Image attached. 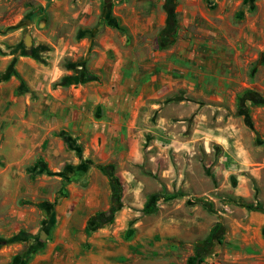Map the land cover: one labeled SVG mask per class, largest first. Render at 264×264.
<instances>
[{"label": "rangeland", "instance_id": "rangeland-1", "mask_svg": "<svg viewBox=\"0 0 264 264\" xmlns=\"http://www.w3.org/2000/svg\"><path fill=\"white\" fill-rule=\"evenodd\" d=\"M85 4L89 7L84 11ZM109 17L122 31L109 26ZM93 32L111 38L119 48L157 50L163 45L164 49L195 48L204 53L197 57L204 65L195 68L196 95L202 94L204 106H210L207 114L212 125L237 123L254 164L238 173L241 180L233 174L236 177H229L230 181L215 177L214 165L208 167L212 187H223L226 182V191L232 193L216 194L212 188L211 193L198 197V202L211 204V210L199 205L205 210L201 223L211 222V230L189 233L183 228L179 239L181 244L202 245L212 238L205 247L203 264H264V0H0V81L9 76L0 82V239L5 241L0 245V264H19L23 259L26 264H95L99 257L102 264H146L156 256L154 246L158 243L168 250L164 254L172 261L169 264H187L185 256L172 252L171 243H178L174 232L154 230L157 224L185 219L182 213H141L122 219L117 214L112 224L88 232L90 218L111 204L106 176L97 163H73L82 152L76 143L74 148L61 143L66 128L59 121H53L59 138L53 139L55 152L50 156L36 152L31 158V123L22 129L18 126L21 119L31 122V100H39L40 92L47 91V85L33 90V58L19 56L28 34L31 48L38 51L40 60H33L41 78L47 71L54 72L52 78L57 77L50 85L53 94L48 93L46 99L53 110L61 112L66 106L70 111L77 89L86 84H76L71 67L80 71L84 64L101 82L103 74L111 78L115 62L124 58L112 50L109 59L115 61L113 65L105 66L102 73L95 70L98 56L85 55L88 47H94L89 38ZM220 53L226 63L214 64ZM158 57L177 59L186 69L193 66L171 54L129 58L153 61ZM15 58L12 68L20 78L7 72ZM216 71L221 80L213 77ZM64 77H74L69 86L60 85ZM219 81L220 89L214 86ZM96 90L108 93L106 87L97 86ZM86 91L91 88L86 87ZM247 94L256 95L258 103L248 100L242 105ZM218 95L227 96L226 102L208 100ZM3 117L12 120L5 122ZM11 124L17 126L16 132L23 130L29 135L28 151L9 152L1 147ZM212 151V162L217 164L223 150L213 144ZM64 160L70 163H62ZM39 161L45 162L46 170L38 166ZM218 196L221 198L214 201ZM168 206L177 209L178 204L171 201ZM220 210L227 215L218 216ZM215 228L218 230L213 231Z\"/></svg>", "mask_w": 264, "mask_h": 264}, {"label": "crops", "instance_id": "crops-1", "mask_svg": "<svg viewBox=\"0 0 264 264\" xmlns=\"http://www.w3.org/2000/svg\"><path fill=\"white\" fill-rule=\"evenodd\" d=\"M83 7L85 11L89 6L85 4ZM133 13H136L134 9ZM124 24L129 26L126 21ZM98 32H93L89 37L90 44L94 47H88L85 55L98 56L93 68L100 70L99 73L104 72L105 66H112L115 62L109 59L112 50L119 56L123 55L124 58L115 62L111 78L108 80L103 74L101 82L82 84L77 89L75 103L69 105L70 111H67L66 106L64 111L57 112L52 109L48 98L46 99L48 93L53 94L50 85L57 77L52 78L54 72L47 71L48 74L41 78V73L35 68V61L31 59L33 90H40L47 85V91L40 92L39 100H31V122L21 119L18 126L22 129L31 123V158L36 152L45 156L55 152L53 139H58L59 136L57 128L53 127V121H59L60 125L65 126L66 135L82 152L73 163L114 165L123 185V208L117 213L121 217L119 219L141 213L148 214L145 212L147 209L153 210L151 214H184L185 219H172L157 224L154 230L174 232L178 243H171L172 252L185 256L187 262L189 257L194 256L195 243L181 244L179 238L182 229L185 228L189 233L211 230V222L201 223L200 216L205 210L199 206L202 203L198 202L197 198L211 193L212 188L219 194V191L225 192L226 187H229L226 182L223 187H212L209 168L214 165L213 173L217 178L225 177L226 181H230L229 177L237 175L241 180L242 177L238 173L254 163L250 161L237 123L220 121L212 125L210 114H207L210 106H204L205 99L202 94L196 95L195 68L204 65V61L197 60V57L200 58L204 53L195 48L184 47L162 50L119 48L113 44L111 38ZM149 54H171L187 59L191 62L188 66H193L186 69L181 67L179 60L163 57L153 61L146 58H129L132 55ZM223 55L220 53V59H215L214 64L226 63ZM213 77L222 79L221 76L218 77L217 71ZM223 80L226 81L225 78ZM97 86L108 88V93L101 94L96 90ZM214 86L220 89L222 81ZM86 87H90L91 91L84 93ZM226 87L223 82L224 90ZM208 100L220 104L226 102L227 96H211ZM100 104L103 105L99 107ZM5 118H2L5 122L12 120ZM16 127L13 124L8 127L1 147L9 152L23 153L28 151L29 135L23 130L16 132ZM61 143L66 146L64 139ZM213 144L223 150L217 164L211 159ZM46 160L45 158V162ZM62 163L70 162L64 160ZM197 169L201 170L200 174ZM107 182L110 185L108 179ZM111 191L110 186L108 194ZM173 192H181L182 195L168 202L163 198L158 202L155 198L152 199V196H164ZM219 198L221 196L213 200L217 201ZM171 201L177 202V209H169L168 203ZM217 215L227 214L220 210ZM161 244L154 246L156 256L146 264L172 262L165 255L168 250ZM169 248L171 249L170 245ZM123 254L126 258H131L126 251ZM99 260L102 261L99 257L95 264H102Z\"/></svg>", "mask_w": 264, "mask_h": 264}, {"label": "trees", "instance_id": "trees-1", "mask_svg": "<svg viewBox=\"0 0 264 264\" xmlns=\"http://www.w3.org/2000/svg\"><path fill=\"white\" fill-rule=\"evenodd\" d=\"M105 1H109V0H105ZM34 13H31L30 15V19H32ZM173 13L170 12L169 15V19L173 18ZM109 26L116 28L118 30L122 31V27L120 26V24L113 18V17H109V19L107 20ZM32 46V45H31ZM160 49H164L165 47L163 45L159 46ZM19 56H25V57H31L35 60H40L39 56H38V51L36 49L33 48H29L27 49L26 46L23 50V52L21 54H19ZM16 62V58L13 60V63L11 64L9 70L7 71L11 76H16L18 78L19 75L18 73L13 70V66L14 63ZM72 70H75V78L77 80L76 84L80 83H88V82H92V81H96L97 77L96 75H94L93 73H91L90 71H88V69L84 66H82L80 71H76L75 67H71ZM9 76H5L2 77L3 80L1 81H5L7 80ZM74 77H64L61 82L60 85L62 86H69L70 85V80L73 79ZM0 81V82H1ZM59 85V84H56ZM55 85V87H56ZM28 92V91H25ZM256 95L253 94H247L245 96V98H242V105H245L246 101L250 100L253 103H258V99L255 97ZM63 134V139L64 142L66 144L67 147L69 148H74V146H72L73 141L70 137H68L66 135L65 132L62 133ZM38 166L41 167V165H43L42 170H46V166H45V162L44 161H39L38 162ZM87 163V162H85ZM97 169L100 170L108 179L110 186H111V190H112V194H111V204L110 207L104 211V212H97L95 213L89 220L88 225H87V231L88 232H94L96 229L102 228L108 224H112L115 220V217L117 215V213L119 211L122 210L123 208V202H122V198H123V185L121 183V180L119 178V176L117 175L116 172V168L114 165L112 164H98ZM182 194H168L166 193L164 196H160V195H156V196H152V199L155 198V201L158 202L161 198L164 199V201H170L173 199L178 198L179 196H181ZM202 204H204L205 206L209 207V210H211V204L207 203V201H201ZM261 210L264 212V209L261 208ZM146 213H152L153 210L147 209L145 211ZM220 226V225H219ZM219 228V227H217ZM217 228H215L213 231L218 230ZM264 233V230H263ZM212 241V238L209 237L202 245H195V254L194 256H191L187 259V264H203L205 262V255H204V250L205 247L207 245H210ZM5 241L0 239V245L4 244ZM19 264H26V259H23V261H21Z\"/></svg>", "mask_w": 264, "mask_h": 264}, {"label": "water", "instance_id": "water-1", "mask_svg": "<svg viewBox=\"0 0 264 264\" xmlns=\"http://www.w3.org/2000/svg\"><path fill=\"white\" fill-rule=\"evenodd\" d=\"M24 42H25L26 48L29 49L32 45V41H31L29 34H28V38H26Z\"/></svg>", "mask_w": 264, "mask_h": 264}]
</instances>
